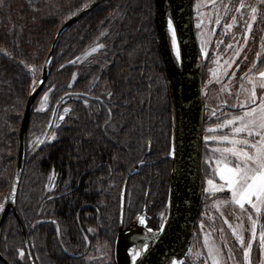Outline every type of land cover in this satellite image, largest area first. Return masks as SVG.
<instances>
[{
    "label": "trees",
    "instance_id": "16d2710c",
    "mask_svg": "<svg viewBox=\"0 0 264 264\" xmlns=\"http://www.w3.org/2000/svg\"><path fill=\"white\" fill-rule=\"evenodd\" d=\"M93 1L0 0V203L4 205L31 85L41 78L59 28ZM47 91L50 109L37 113ZM66 94L57 116L68 109L67 116L54 123L55 140L32 155L29 136L38 127L44 132L56 102ZM219 124L207 117L203 139L202 177L214 185L220 182L214 149L227 145L206 142L205 137L230 132L209 131ZM170 143V101L156 42L154 0H106L63 34L32 110L17 211L33 242L35 264H115L120 194L127 173L140 162L141 171L127 185L124 221L130 223L146 202L157 229V215L168 196ZM207 155L213 160L208 161ZM49 183L57 193L46 192ZM222 195H217L218 201ZM88 243L90 251L79 257ZM0 247L10 264H31L13 213L5 220Z\"/></svg>",
    "mask_w": 264,
    "mask_h": 264
},
{
    "label": "water",
    "instance_id": "95a60500",
    "mask_svg": "<svg viewBox=\"0 0 264 264\" xmlns=\"http://www.w3.org/2000/svg\"><path fill=\"white\" fill-rule=\"evenodd\" d=\"M105 1L94 0L59 28L42 68L40 80L43 81V84H39L40 80L37 82V88L31 91L26 103L19 130L15 174L10 190L12 193L13 186H15L14 197L8 196L0 215V239L6 218L10 213H13L20 224L31 264H35L31 254L32 242L28 240L24 224L17 211V194L26 163L27 134L32 110L46 84L56 47L63 34ZM169 16L174 18L175 44L173 43V32L167 25ZM154 23L156 42L170 101V153L175 150V158L169 155L171 173L167 202L162 224L159 228L153 229L154 234L148 232L150 227H148L145 212L137 215L126 227L121 222L124 218L128 182L132 176L141 171V164H137L127 173L122 186L120 222L114 245L116 264H133L129 255L130 249L141 254L143 264H174V262L183 264L193 243L195 225L205 194L202 177L205 124V103L202 88L203 61L195 32L193 0H154ZM177 47L183 58L182 67L177 63ZM67 96L69 94L62 96L56 102L46 129L34 147L32 155L45 145L55 122L57 108ZM60 116H64L65 119L67 115L64 111ZM59 117L57 121L60 123L64 119L60 120ZM148 151H150V146ZM9 199H11V203L8 202ZM141 217L145 220L144 225L139 223ZM162 225L163 229L161 230ZM145 245L149 246L146 254ZM0 260L4 264H10L2 255L1 247ZM135 264H140V258H137Z\"/></svg>",
    "mask_w": 264,
    "mask_h": 264
},
{
    "label": "flooded vegetation",
    "instance_id": "af4514ba",
    "mask_svg": "<svg viewBox=\"0 0 264 264\" xmlns=\"http://www.w3.org/2000/svg\"><path fill=\"white\" fill-rule=\"evenodd\" d=\"M195 1L197 0H194L193 8L196 3ZM198 1V10H200V12L194 8V11H197V13H194V23L196 37L203 61L202 85L205 102V122L207 121V117H211L212 120L214 119L218 123H222L227 119H230L229 115H233V117H235L241 114L243 109L238 108L237 105L247 102L250 90L252 89V83L257 81V78L260 79L259 73L264 71L262 70L264 69V57L262 54L264 53V2H262V0ZM258 1L260 6H258ZM241 3L244 4L243 9H240ZM252 8H256L255 14H253ZM237 9L240 10L237 11ZM199 13H201L200 16L198 15ZM253 15H255L254 20ZM217 20H219V24L216 23ZM248 24H252L250 32L247 27ZM197 25H199V27H197ZM228 45H231V48H229ZM241 84L244 86L243 89L241 88ZM256 93L257 95L261 93V89H259V87L256 88ZM207 124H209V121ZM209 127L210 126L207 127V130ZM149 152L150 151H148V153ZM219 157L220 156H217L215 175L220 181L217 174ZM206 158L208 161L213 160V158L210 159L208 155ZM138 164L143 163L140 162ZM212 186L204 182V202L217 200V195H221V192L216 189V186L214 187V190L216 191L213 192ZM46 192L53 194L57 193V190L50 188L47 189ZM56 196H60V194ZM222 196L225 197L226 194H223ZM202 206H204V204H202ZM208 210L209 209H207V211ZM205 211L206 210L203 212ZM143 212L146 213L148 227L155 229L153 216L146 211V202L143 205L142 212L139 214H142ZM262 213H264V210ZM252 214H254L253 211ZM253 216H255V214ZM234 220L239 223L240 216H234ZM123 223L124 227L130 224L125 223V221H123ZM197 223L195 230L197 228ZM225 239L227 241L229 240V245H234V255L237 260H239L241 253L240 248L235 245L236 240H234L233 237H226ZM32 246L34 247L33 242ZM253 247L254 243H251L250 251ZM89 251L90 244L88 243L87 248L79 254V257L85 256ZM202 254L204 255L203 250ZM249 258L250 254L247 262ZM193 259L194 258H192V260ZM190 264H194V262L192 261Z\"/></svg>",
    "mask_w": 264,
    "mask_h": 264
},
{
    "label": "snow or ice",
    "instance_id": "6c2138e0",
    "mask_svg": "<svg viewBox=\"0 0 264 264\" xmlns=\"http://www.w3.org/2000/svg\"><path fill=\"white\" fill-rule=\"evenodd\" d=\"M262 2H264V0H262ZM243 8L244 4L241 3L240 9ZM240 9H237V11ZM252 12L255 14L256 8H252ZM254 19L255 15H253V20ZM216 23L219 24V20H217ZM167 25L173 32V43L175 44L176 32L173 17H168ZM197 27H199V25H197ZM247 27L250 32L252 24H248ZM99 47L103 48L105 45L100 44ZM228 47L231 48V45H228ZM96 50V48L92 49L93 52ZM176 59L178 66L182 67L183 58L178 47L176 49ZM25 67H27V65H25ZM259 77L260 79L258 81L252 83V89L250 90L247 102L237 105L238 108L243 109L241 114L232 119H227L220 129L209 130L222 131L224 128H229L230 132L219 138L205 137L206 142L212 140L227 145L215 149V151L220 154V159L224 161L223 166L217 169L219 178L224 184L217 190L223 191L224 187H226L228 192L231 193L232 203L237 205L241 210H245L247 206L255 210L256 213L261 212V209L264 208V99H261L257 104L256 93L257 87L264 90V71L259 73ZM39 84H43V81L40 80ZM37 86V81H33L31 90L34 91ZM69 86L71 87V85ZM243 87V84H241L242 89ZM44 99H47V94H45ZM85 103L87 104V101H85ZM65 111L67 112L68 109H65ZM59 119L63 120L64 116H60ZM170 155L175 158V150H173ZM208 184H213V181L209 180ZM14 188L15 186H13V192L9 194L10 197H14ZM8 202L11 203V199H9ZM4 207L5 205L0 203V211H2ZM249 219L252 220L253 226L252 242H255V220L251 216H249ZM225 222L227 223V221ZM139 223L142 225L145 224L143 217L139 218ZM162 229L163 225L161 230ZM148 232L154 234V230L151 228L148 229ZM259 242L264 244V232L260 233ZM241 243H243L242 239ZM148 247V245H145V254L147 253ZM250 249L251 242L249 243L248 249L244 252L245 259H248ZM18 254L20 257L25 256V252L22 250H20ZM129 255L132 258L133 264H135L137 258H140V264H143V258L139 252L130 249Z\"/></svg>",
    "mask_w": 264,
    "mask_h": 264
},
{
    "label": "rangeland",
    "instance_id": "374dc122",
    "mask_svg": "<svg viewBox=\"0 0 264 264\" xmlns=\"http://www.w3.org/2000/svg\"><path fill=\"white\" fill-rule=\"evenodd\" d=\"M195 2L196 3L194 4V8L198 12H200V10H198L199 1L197 0ZM257 3L258 6H260L259 1ZM196 10L194 11V13L195 12L197 13ZM198 15L200 16L201 13H199ZM258 80L259 78H257V81ZM49 92L50 91H47V93H45L47 94L46 100L44 99L45 94L42 96L41 101L39 102V105L37 107V113H44L46 110L50 109L51 104L49 99ZM257 97H258L257 99V104H258L261 99H264V90H261V93L258 94ZM232 118L233 115L230 117V119ZM210 119L212 118L210 117ZM223 124L224 122L220 123L214 129H220ZM39 129L40 127L35 129L32 132L31 136H29L28 139L29 151L33 150V148L36 146V144L38 143V141L40 140L43 134V132L41 133L39 132ZM224 129H225L224 131L226 130L230 131L229 128H224ZM224 131H220V132H224ZM55 138H56V132L53 131L50 134L47 143L53 142ZM169 155H170V151L167 154V158L170 160ZM223 164L224 161L219 157L217 167H222ZM223 184L224 182L220 180V182L217 185L215 184L216 189L223 186ZM212 187H213L212 191L213 192L216 191L214 190V183ZM47 188L48 189L52 188V184L49 183ZM220 192L221 194L222 193L226 194V196L224 198H220L219 201L218 200H214L211 202L205 201L204 203V207L202 208L203 210L201 214V219L198 221L197 228L195 230L193 246L190 254L186 259V263L190 264V262L193 261L194 264H217V262L218 264H264V244H261L259 242V235L261 232H264V221L261 222V216L264 208H262L261 212L259 213H256L255 210L250 209L247 206L245 210H241L237 205L232 203L231 193L228 192L226 187H224V190ZM207 209L209 210L207 211ZM204 210L206 211L203 212ZM252 211L255 214V216H253L254 214H252ZM163 215H164L163 211L158 214V219H159L158 228L163 221V217H164ZM237 215L240 216L239 223L235 222L234 220V216ZM249 216H251L255 220V225H256L255 242H252L253 226H252V220L249 219ZM225 221H227V223ZM234 230H235V234H234ZM226 237H233L234 240H236L235 245L240 248V253H241L239 260H237L236 256L234 255V250H233L234 245H229L228 244L229 240L227 241L225 239ZM241 239L243 240V243H241ZM250 242L254 243V247L250 251V258L247 262V259H245L244 257V252L245 250H247V247ZM202 250L204 251V255L202 254ZM192 258L194 259L192 260Z\"/></svg>",
    "mask_w": 264,
    "mask_h": 264
}]
</instances>
